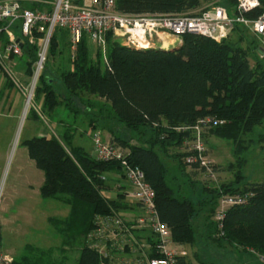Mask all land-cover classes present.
Listing matches in <instances>:
<instances>
[{"label": "trees", "instance_id": "16d2710c", "mask_svg": "<svg viewBox=\"0 0 264 264\" xmlns=\"http://www.w3.org/2000/svg\"><path fill=\"white\" fill-rule=\"evenodd\" d=\"M225 1L231 7L238 3V0ZM115 5L121 13L131 15L190 14L203 7L202 0H115ZM26 7L43 10L46 5L35 2L26 3ZM263 11V8L255 9L246 17L257 19ZM249 31L237 26L233 33L237 35L235 39L229 38L221 43L201 35L186 34L178 49L168 51L159 48L137 50L122 45L108 34L106 60L101 49H94L92 55L93 48L84 35L74 57L70 55L69 61L75 69L63 73L58 79L53 78L54 74L45 76L43 71L38 81L35 97H43L50 111L66 107L81 113L84 110L78 107V102L86 100L81 96L85 94L99 102L96 109L100 118L104 119L105 107L110 106L116 119L126 127L150 130V141L142 145H132L118 136L112 141L128 149L129 164L144 172L146 181L155 191L159 217L170 227L173 240L180 245L194 244L198 239L202 209L197 208L191 198L176 196L168 183L170 171L162 155L176 160L180 172L186 175V154L182 151L184 142L192 140L194 132L183 131V128L190 129L204 119H215L218 123L212 121L204 130L206 142L209 133L236 140L242 132L262 124L264 66L252 67L249 56L256 54L254 57L261 61L259 54L263 47L249 51V47L240 45ZM60 35L66 37V46H70L69 31L56 28L50 49L57 45ZM37 36L41 37L40 34ZM27 52L38 60L36 46L24 45V53ZM103 60L105 71L101 68ZM34 65L30 67V77ZM57 83L62 87H57ZM89 98L85 110L94 113L95 108L90 106L95 107L96 103ZM30 113L38 115L36 109ZM74 137L72 126H67L62 136L34 137L24 141L23 146L37 169L44 174L40 189L42 198L59 200L67 196L65 202L71 209L70 217L64 222L67 232L86 236L94 229L96 216L113 211L126 212L132 209V205L125 201L123 193L119 192L114 199L104 194L110 190L104 177L113 172L123 176L121 164L96 160L84 148L73 145ZM173 149L175 153H169ZM196 168H193L195 172L201 171ZM236 187L221 184L218 188H205L210 198H214L215 208L222 194H252L246 203L234 206L226 213L224 236L219 238L264 257V181L247 183L243 189ZM212 227L219 232L217 225ZM2 243L0 236V249ZM102 261L99 252L90 248L86 240L77 264H101ZM14 264L50 263L43 256L28 254Z\"/></svg>", "mask_w": 264, "mask_h": 264}, {"label": "rangeland", "instance_id": "374dc122", "mask_svg": "<svg viewBox=\"0 0 264 264\" xmlns=\"http://www.w3.org/2000/svg\"><path fill=\"white\" fill-rule=\"evenodd\" d=\"M36 1L29 0L28 4L31 5ZM216 2L234 9V6L231 7L225 0H202L203 6ZM248 33L246 40L240 43L241 46L249 47V51L254 47L264 48V37L254 38L250 31ZM236 36L232 34L230 38L234 40ZM65 41L66 37L60 35L57 45H52L51 49L49 47L46 67L44 66L45 76L54 74L53 78L58 79L63 73L75 69L69 61L72 54L70 46H66ZM41 45L39 39L29 43V46H36L38 49ZM254 56L256 54L249 56L252 67L264 66V58L260 57L261 54H259L261 61ZM35 61L36 58L33 59L29 52L21 57L10 56L4 59L0 57V85L8 82V85L21 93L4 71L5 69L3 70L4 64V67L13 71L19 87L22 89L30 87L33 77H30L32 70L30 67L36 65L37 61L36 63ZM101 68L102 71L106 70L104 60ZM59 84L57 83V87L60 86ZM20 95L22 97L18 95V102L21 100V115L2 118L0 125V236L3 240L1 249L13 259L14 263L29 254L43 256L50 264H77L89 233L80 236L77 235L78 232H75L76 234L67 232L64 222L70 217L71 210L65 202L67 196H62L59 200L42 198L40 189L44 174L29 158L23 142L39 134L59 137V130L63 132L66 130L65 126H72L75 132L73 144L93 154V136L96 132L101 133L105 142L114 143L112 139L118 136L132 145L149 142L152 134L144 127L137 130L126 127L116 119L110 106L105 107L104 119L100 118L96 109L99 102H95L93 97L85 94L81 96L86 97V100L81 99L78 102V107L84 111L78 114L66 107L50 111L43 97L39 99L33 97L29 105L26 97L22 93ZM88 98L89 101L93 100L92 102L96 103L95 107L90 106L95 108L94 113L85 110ZM32 109H36L38 115L30 113ZM60 124L63 126L59 127ZM205 144L207 155L215 164L214 178L203 171L195 172L189 168L186 169V175H183L176 160L170 159L172 157L169 155L167 158L166 154H161L163 161L169 167L168 183L176 196L191 198L197 204V208L202 209V216L198 220V239L194 244L180 245L187 253L188 262L184 264H264V257L255 252L220 240L216 227H212L217 225L214 218L220 198L215 208L214 198H210L207 192L208 187L218 188L221 184L228 186L234 184L236 188L243 189L247 183L264 181V121L261 125L242 132L236 140L220 138L209 133L206 135ZM68 150L70 153L71 150L69 148ZM175 151L173 149L169 153ZM188 174L191 178L187 176ZM121 183L127 185V190L129 189L130 186L126 181ZM109 193L114 194L107 192L108 198L114 199L115 194ZM124 215L128 216L129 213Z\"/></svg>", "mask_w": 264, "mask_h": 264}, {"label": "built area", "instance_id": "2783aa9c", "mask_svg": "<svg viewBox=\"0 0 264 264\" xmlns=\"http://www.w3.org/2000/svg\"><path fill=\"white\" fill-rule=\"evenodd\" d=\"M29 0H0V57H21L24 45L42 42L38 60L34 68L30 87L22 89L12 70H3L26 97L29 105L36 94L39 78L44 71L50 40L56 28L69 31L70 49L74 57L77 46L84 35L92 48L101 49L106 60L107 35L122 45L137 50L156 49L158 43L164 45L162 35L168 34L182 41L186 34L208 37L218 43L230 38L237 26L245 27L259 39L264 37V11L257 19H249L246 14L255 9H264V0H238L234 9L219 2L210 3L190 14L131 15L116 9L115 0H90L87 5L77 0H47L36 2L46 5L43 10L26 7ZM37 34H40L39 38ZM261 58H264L262 48ZM215 119H204L192 130V140L184 142L183 151L187 168L203 171L211 178L216 176L215 164L207 155L203 139L204 130ZM223 122H221L222 124ZM94 158L104 162H119L123 178L130 186L125 190V198L131 200L132 212L113 211L95 218L94 229L87 237L88 245L99 252L101 264H183L187 253L173 240L170 227L159 217L156 194L146 181L144 172L129 164V150L113 143L105 142L100 132L93 136ZM252 194H222L214 220L219 236H224L226 213L234 206L246 203ZM125 213H129L125 216ZM0 264H14L0 249Z\"/></svg>", "mask_w": 264, "mask_h": 264}, {"label": "crops", "instance_id": "0c3cea01", "mask_svg": "<svg viewBox=\"0 0 264 264\" xmlns=\"http://www.w3.org/2000/svg\"><path fill=\"white\" fill-rule=\"evenodd\" d=\"M77 2L87 5L90 3V0H77ZM162 36L165 42L163 46L161 45V43H158L157 48L159 49L169 50L172 48L179 47L182 44V41L172 37L171 35L165 34ZM20 94L21 93L18 90L8 85V82H5L4 84L0 85V125L2 123V118H8L10 115L15 117H19L21 115V100L20 102H18V95L21 96ZM58 126L61 127L63 125L60 124ZM66 127L67 126H65V129ZM64 132L65 131L62 132L61 130L58 131V133H60V136L63 135ZM35 137H43V135L39 134L38 136ZM104 180L105 183L107 184V187H109L110 189L112 188L107 192H113L115 195L112 193L109 194L114 195L116 198L119 192L124 194L125 190H127V185L121 183V182H125V180L120 173H116V172L110 173L106 175V177H104ZM107 192L106 194L104 193L106 196H107ZM124 199L126 200L125 195H124ZM126 212H132V209H129ZM184 262L187 263L188 259L186 258Z\"/></svg>", "mask_w": 264, "mask_h": 264}, {"label": "water", "instance_id": "95a60500", "mask_svg": "<svg viewBox=\"0 0 264 264\" xmlns=\"http://www.w3.org/2000/svg\"><path fill=\"white\" fill-rule=\"evenodd\" d=\"M179 47H176V48H172V49H169V50H174V49H178ZM168 51V50H167Z\"/></svg>", "mask_w": 264, "mask_h": 264}]
</instances>
